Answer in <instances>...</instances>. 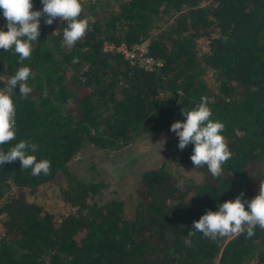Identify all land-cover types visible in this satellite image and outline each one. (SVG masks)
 Instances as JSON below:
<instances>
[{
    "label": "trees",
    "instance_id": "obj_1",
    "mask_svg": "<svg viewBox=\"0 0 264 264\" xmlns=\"http://www.w3.org/2000/svg\"><path fill=\"white\" fill-rule=\"evenodd\" d=\"M89 21L77 44L62 46L64 21L41 20L39 40L24 65L35 74L32 92L16 105V140L38 145L49 175L21 170L19 160L0 165V264H264V230L213 242L194 220L218 204L256 195L264 180V0H81ZM40 9V0H33ZM6 20L0 10V27ZM6 30V28H5ZM55 31V32H54ZM206 39L203 52L197 39ZM104 43H144L160 63L143 69ZM79 57V63H73ZM0 50V74L21 66ZM211 72L214 88L204 74ZM5 84L1 88H6ZM207 97L213 118L224 123L232 158L213 177L173 173L163 164L143 169L135 201L124 213L118 198L97 200L103 182L82 180L67 162L85 145L120 147L137 134L163 131L174 141L171 158L188 164L193 145L178 148L170 130L181 109ZM237 177L232 179V177ZM186 180L183 189L177 184ZM55 183L64 211L29 199L43 183ZM247 207V205H245ZM191 240L189 245L188 241Z\"/></svg>",
    "mask_w": 264,
    "mask_h": 264
},
{
    "label": "clouds",
    "instance_id": "obj_2",
    "mask_svg": "<svg viewBox=\"0 0 264 264\" xmlns=\"http://www.w3.org/2000/svg\"><path fill=\"white\" fill-rule=\"evenodd\" d=\"M40 2L42 8L34 10L33 0H0V10L6 20V25L0 27V50L13 51L18 57L17 63L21 65L7 80V87L0 88V165L19 160L21 170L30 169L33 176L49 175L51 171L48 159H37L38 145L31 140L20 139L7 149L4 147L17 136V113L13 100L16 90L21 98H27L32 92L29 82L35 74L24 65V61L31 58L33 43L39 40L42 18L49 26L57 18L65 22L62 46L68 48L74 47L89 28V21L81 18V0ZM72 62L79 63V57H73ZM181 115L183 120H175L170 125V130L178 137V148L182 151L192 144L190 159L193 168L206 166L213 177L219 178L225 171L223 165L233 155L223 135L224 123L213 118L207 97H201L200 102L192 107L184 105ZM185 185L186 180L181 179L177 187L183 189ZM243 197L241 192L234 200L218 204V210L205 211L193 221L188 236L199 232L205 238L218 242L226 236L245 233L247 238H251L257 227L264 230V180L259 182L256 195L247 201ZM188 243L190 245L191 240Z\"/></svg>",
    "mask_w": 264,
    "mask_h": 264
},
{
    "label": "rangeland",
    "instance_id": "obj_3",
    "mask_svg": "<svg viewBox=\"0 0 264 264\" xmlns=\"http://www.w3.org/2000/svg\"><path fill=\"white\" fill-rule=\"evenodd\" d=\"M205 48L206 39L198 38V53L203 52ZM7 80V75L0 74V88ZM204 80L209 87L214 88L215 83L210 71L204 74ZM173 146L172 136L163 131L137 134L120 147L98 148L87 144L67 162V168L79 179L102 181L103 186L96 199L118 198L122 201L124 213L128 215L135 201V182L143 169L163 164L175 174L199 177L191 165L178 164L171 158ZM29 199L56 214L65 209L57 194L55 183L39 185L29 194Z\"/></svg>",
    "mask_w": 264,
    "mask_h": 264
},
{
    "label": "built area",
    "instance_id": "obj_4",
    "mask_svg": "<svg viewBox=\"0 0 264 264\" xmlns=\"http://www.w3.org/2000/svg\"><path fill=\"white\" fill-rule=\"evenodd\" d=\"M59 20L57 18L54 21ZM144 43H134L130 46H127L123 43L117 45H112L104 43L103 49H114L120 52L123 57L131 64L141 67L143 69H152L154 66L158 65L160 62L157 59H154L148 54L144 53Z\"/></svg>",
    "mask_w": 264,
    "mask_h": 264
},
{
    "label": "water",
    "instance_id": "obj_5",
    "mask_svg": "<svg viewBox=\"0 0 264 264\" xmlns=\"http://www.w3.org/2000/svg\"><path fill=\"white\" fill-rule=\"evenodd\" d=\"M173 148H174V146H173ZM231 177H232V179H236V178L239 177V176H236V177L231 176Z\"/></svg>",
    "mask_w": 264,
    "mask_h": 264
}]
</instances>
